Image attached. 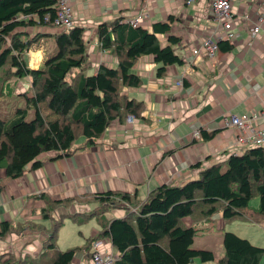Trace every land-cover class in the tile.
<instances>
[{"label": "trees", "instance_id": "1", "mask_svg": "<svg viewBox=\"0 0 264 264\" xmlns=\"http://www.w3.org/2000/svg\"><path fill=\"white\" fill-rule=\"evenodd\" d=\"M56 8V0H0V99L5 90H12L10 84L15 80L28 78L30 82L28 91L13 93L24 107L17 106L10 116L0 118V170L10 180L21 177L27 167L39 169L42 163L38 157L42 154L56 153L53 160L68 157L74 153L72 145L78 138L84 139L83 147H92L112 122H122L127 115L140 118L143 104L123 94L124 89L141 85V78L132 71L138 58L151 56L158 65L157 76H162L168 66L182 64L173 49L181 39L171 33V17L153 23L151 31L132 27L119 18L96 29L100 50L109 52L116 66L99 65L95 73L85 76L89 63L83 28L74 26L51 34L32 31L53 27ZM46 38L53 39L50 50L43 42ZM35 47L42 48L43 56L40 65L32 69L27 55ZM218 47L223 52L232 48L226 41H220ZM72 71L77 74L69 77ZM30 111L33 116L28 120ZM200 135L208 141L215 132L201 130ZM91 197L98 202L97 209L105 207L87 214V221L95 218L100 230L81 248L57 251L56 235L62 219H53L54 212L79 199L54 200L42 195L44 207L39 214L51 221L53 228L49 231L30 223L28 227L30 231L42 229L48 235L40 253L29 257L5 252L0 254V264H72L75 254L88 257L92 242L103 238L118 253L115 264L212 262L211 251L191 249L197 229L193 225L185 227L182 220L188 217L196 224L219 213L223 221L263 220L264 147L229 155L224 164L203 169L198 179L182 186L159 185L142 202L120 191L97 193L85 200ZM254 198L258 199L257 207L249 210ZM119 204L125 206V215L106 220L104 214ZM17 225L0 222V240L20 234L26 227L21 225L16 231ZM222 248L223 256L217 264H259L264 255V248L232 232L223 233Z\"/></svg>", "mask_w": 264, "mask_h": 264}, {"label": "crops", "instance_id": "2", "mask_svg": "<svg viewBox=\"0 0 264 264\" xmlns=\"http://www.w3.org/2000/svg\"><path fill=\"white\" fill-rule=\"evenodd\" d=\"M262 2L232 0L236 36L230 44L231 50H219L214 61H208L203 55L189 61L190 52L212 29L208 0L192 5H186L183 0L73 2L74 26L84 29L83 39L91 73H95L99 65L116 66V59L99 48L98 25L119 18L128 19L142 10L146 17L140 26L148 31H151L153 23L173 18L171 33L181 39L173 49L182 64L168 66L162 76H157L158 65L151 56L137 59L132 71L141 78V85L123 90L125 96L144 106L141 117L135 118L132 125L127 124L125 118L122 122L114 121L94 146L83 147L84 139L81 138L79 143L72 145L74 153L68 157L53 160L56 153L42 154L38 157L42 166L36 170L27 167L17 179L6 178L1 169L0 222L8 221L14 225L30 223L45 228L47 220L39 214L44 207L42 195L54 200L76 197L79 201L68 207L75 214L91 212L92 204L96 209L98 202L85 204V199L106 191L126 192L142 202L159 185L182 186L187 181L198 179L203 169L224 164L229 155L240 154L229 148L236 131L224 127L222 119L224 114L246 116L258 113L264 105V23L253 39L249 35V29L257 24ZM32 31L51 34L61 30L42 27ZM49 40L53 39L46 38L43 42L47 45ZM49 44L50 50L53 44ZM42 56V48L30 50L28 66L36 69ZM178 79L182 80L180 88L174 85ZM195 130L215 132V135L208 141L195 139L192 135ZM124 209L125 206L119 204L109 209L104 217L106 220L121 218L125 215ZM62 212L63 208L57 210L58 214ZM238 220L246 226V229L242 228L246 234L239 237L264 248V234L260 233L261 228L264 229V219L259 223ZM182 222L184 224V220ZM192 225L197 229L195 235L214 225L218 228L220 235L215 240L218 261L223 256L222 233L225 231L221 213L196 224L190 220L184 226ZM95 226L89 238L99 232L97 222ZM228 231L233 232L230 228ZM45 238L46 233L42 229H24L20 235L13 234L0 240V253L36 257ZM96 241L100 243L97 246L99 253L116 252L107 238ZM206 249L212 252L209 246L202 248ZM88 259L89 256L77 253L72 264H85ZM188 264L209 263L194 260Z\"/></svg>", "mask_w": 264, "mask_h": 264}, {"label": "built area", "instance_id": "3", "mask_svg": "<svg viewBox=\"0 0 264 264\" xmlns=\"http://www.w3.org/2000/svg\"><path fill=\"white\" fill-rule=\"evenodd\" d=\"M56 16L51 22L55 28L68 31L74 28L73 11L71 4L76 0H56ZM201 0H183L186 5H192ZM209 3V17L212 22V29L209 34L203 37L199 46L190 52L191 57L203 55L208 61H214L215 55L219 51L218 42L226 41L232 43L236 36V28L233 24L234 14L232 12V0H208ZM26 17L20 16V19ZM145 18V11H140L139 14L123 20L132 27L140 26ZM48 21L46 17L44 19ZM264 23V0L262 2L261 10L257 16V24L249 29V35L253 39L259 32L260 25ZM176 87H182V80L178 79L174 82ZM223 125L226 128L236 131V135L230 144L229 148L235 152L243 153L244 151L253 147H264V105L258 113H253L246 116H239L234 114L223 115ZM127 124L132 125L135 122L133 115H127L125 118ZM195 139H200V131L195 130L192 133ZM134 209H132L133 211ZM100 243L93 241L91 244V252L89 259L85 264H115L118 258L117 252L99 253L97 246Z\"/></svg>", "mask_w": 264, "mask_h": 264}, {"label": "rangeland", "instance_id": "4", "mask_svg": "<svg viewBox=\"0 0 264 264\" xmlns=\"http://www.w3.org/2000/svg\"><path fill=\"white\" fill-rule=\"evenodd\" d=\"M140 12V11H139ZM139 12L136 14V16L139 14ZM146 17V15H145ZM132 18V17H129ZM172 18V17H171ZM173 20V18H172ZM49 43L53 44V40H49ZM47 43V45L45 47H49L50 44ZM42 47V45H41ZM29 54V52H28ZM91 73L90 68L86 69L84 72L85 76H90L93 73ZM73 74H75V71H72L69 75V77L73 76ZM12 90H10L9 92L7 90H5V94L4 96L0 99V118L4 119L8 116H10L13 112V110L18 106V107H24V102H20V99H17L13 93H23L25 91H28L30 88V82L28 78H24V79H19V80H15L14 82H12L10 84ZM13 86L15 88H13ZM21 88L22 90H20L21 92H19V89ZM12 91V92H11ZM23 91V92H22ZM19 96V95H18ZM19 103H18V102ZM18 104V105H17ZM33 116L32 111L29 112L27 119L30 120ZM52 119V118H50ZM81 138H78L77 141L75 142L76 144L79 143V141H81ZM95 195V194H93ZM92 195V196H93ZM93 198L91 197L90 199H88L86 201L85 204H90V203H95L94 201H92ZM78 201V200H77ZM258 204V199L254 198L249 202V210H254L257 207ZM64 206H70V204L68 203L67 205ZM67 207H63L64 212L62 213H57L54 212L53 213V219L56 221H59L62 219V226L59 228V230L57 231V239H56V249L57 251H65L69 248H76V247H82L83 245H85L86 240H88V238L90 237V234L92 232V229H95V225L96 222L94 219L87 221V214H90L91 212H84L83 214H75V211H71V209L69 210V208ZM102 207L100 205V207L97 209H94V205H91V211L93 212V210L95 211H99ZM61 214H66V217L62 218ZM41 217V215H40ZM184 225L190 223V219L184 218ZM244 222H247L246 220ZM26 226L25 229L28 230V227H30L29 223H23V224H19L17 225V227L15 228L16 231H19V226ZM245 224L242 222H239V220H233V221H225V227L224 230L226 231L227 228H230V230H232L233 232H236L238 234V236H244L246 233L242 230L246 229V226H244ZM45 226V230H52L53 225L51 224V221H46L44 223ZM235 226H237L238 228H236ZM24 229V228H23ZM23 230H21L20 232L22 233ZM223 231V232H225ZM19 232V233H20ZM231 232V231H228ZM232 232V233H233ZM20 233V234H21ZM260 233L263 235L264 234V229L261 228ZM16 235H20L15 233ZM223 234V233H222ZM13 234H9V236H12ZM217 235H220V232L218 230V228L214 225V227H210L204 230H201L200 232H198L194 238H193V242L191 244V249H202L204 246H209L213 252V256H214V260L212 262H208L209 264H216L217 261V256H219L217 253V248L215 246V240ZM48 235H46L47 238ZM7 238V237H6ZM4 240V239H2ZM256 242V241H255ZM262 242H264V239H262ZM264 244V243H263ZM207 250V249H206ZM3 253V252H2ZM1 254V253H0ZM84 257H87L86 255ZM261 264H264V257L261 259Z\"/></svg>", "mask_w": 264, "mask_h": 264}, {"label": "water", "instance_id": "5", "mask_svg": "<svg viewBox=\"0 0 264 264\" xmlns=\"http://www.w3.org/2000/svg\"><path fill=\"white\" fill-rule=\"evenodd\" d=\"M192 262H193V260L190 261V263H192Z\"/></svg>", "mask_w": 264, "mask_h": 264}, {"label": "flooded vegetation", "instance_id": "6", "mask_svg": "<svg viewBox=\"0 0 264 264\" xmlns=\"http://www.w3.org/2000/svg\"><path fill=\"white\" fill-rule=\"evenodd\" d=\"M229 44H232V43H229ZM219 48V47H218Z\"/></svg>", "mask_w": 264, "mask_h": 264}, {"label": "bare ground", "instance_id": "7", "mask_svg": "<svg viewBox=\"0 0 264 264\" xmlns=\"http://www.w3.org/2000/svg\"><path fill=\"white\" fill-rule=\"evenodd\" d=\"M36 57V56H35ZM258 212V211H257Z\"/></svg>", "mask_w": 264, "mask_h": 264}, {"label": "clouds", "instance_id": "8", "mask_svg": "<svg viewBox=\"0 0 264 264\" xmlns=\"http://www.w3.org/2000/svg\"><path fill=\"white\" fill-rule=\"evenodd\" d=\"M90 252V251H89Z\"/></svg>", "mask_w": 264, "mask_h": 264}]
</instances>
